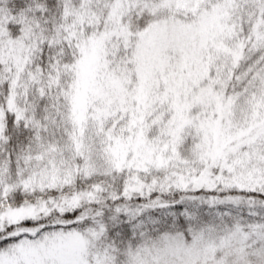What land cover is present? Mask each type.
Here are the masks:
<instances>
[{
    "label": "snow or ice",
    "instance_id": "6c2138e0",
    "mask_svg": "<svg viewBox=\"0 0 264 264\" xmlns=\"http://www.w3.org/2000/svg\"><path fill=\"white\" fill-rule=\"evenodd\" d=\"M0 264H264V0H0Z\"/></svg>",
    "mask_w": 264,
    "mask_h": 264
}]
</instances>
